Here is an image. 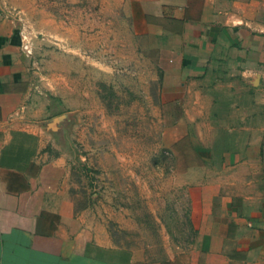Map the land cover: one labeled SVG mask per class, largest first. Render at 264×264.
I'll return each mask as SVG.
<instances>
[{"label":"crops","instance_id":"0c3cea01","mask_svg":"<svg viewBox=\"0 0 264 264\" xmlns=\"http://www.w3.org/2000/svg\"><path fill=\"white\" fill-rule=\"evenodd\" d=\"M78 2L0 0V264H182L145 261L76 212L58 137L77 111L66 110L71 87L54 69L62 36L82 43L70 39L82 31ZM90 3L127 15L159 55L164 99L181 106L166 142L192 158L184 178L198 257L188 264H264V0ZM92 68L81 77L90 86Z\"/></svg>","mask_w":264,"mask_h":264},{"label":"rangeland","instance_id":"374dc122","mask_svg":"<svg viewBox=\"0 0 264 264\" xmlns=\"http://www.w3.org/2000/svg\"><path fill=\"white\" fill-rule=\"evenodd\" d=\"M78 1L82 31L70 39L82 43L62 36L55 58L62 66L54 69L57 85L71 87L66 110L77 111L65 118L58 137L76 212L105 225L114 244L145 261L188 264L198 257L184 178L192 158L190 149L166 142L179 134L180 117L171 113L181 106L164 99L159 55L135 35L127 15L110 4L102 16L99 3ZM88 65L98 81L91 86L81 78ZM166 127L178 131L165 133Z\"/></svg>","mask_w":264,"mask_h":264}]
</instances>
